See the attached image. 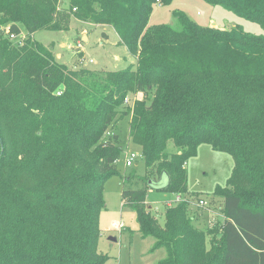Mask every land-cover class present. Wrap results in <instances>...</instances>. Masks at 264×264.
<instances>
[{"label":"trees","instance_id":"1","mask_svg":"<svg viewBox=\"0 0 264 264\" xmlns=\"http://www.w3.org/2000/svg\"><path fill=\"white\" fill-rule=\"evenodd\" d=\"M62 1L0 0V27L31 36L73 15L112 26L136 62L72 69L37 40L19 45L0 29V264L106 263L100 215L123 152L112 130L125 116L145 168L123 176V205L155 239L151 251L165 248L157 264H264V34L202 26L179 11L177 26L148 25L155 6L173 0ZM205 1L264 28V0ZM204 143L234 159L215 189L223 219L212 250L188 215L187 163ZM163 175L158 190L185 199L166 201L160 223L147 196Z\"/></svg>","mask_w":264,"mask_h":264},{"label":"rangeland","instance_id":"2","mask_svg":"<svg viewBox=\"0 0 264 264\" xmlns=\"http://www.w3.org/2000/svg\"><path fill=\"white\" fill-rule=\"evenodd\" d=\"M68 4L69 0L66 3L62 1V8H68ZM59 10L58 6L56 12ZM178 11L185 13L202 26L215 25L222 28L240 26L249 33L264 34V28L259 23L241 17L222 5H214L205 0H173L168 5L157 4L148 25L177 26L174 14ZM8 27V24H2L4 35L5 32L7 34ZM22 31L26 34L25 42L27 38L37 40L53 52L58 62L72 69L87 68L101 72L121 69L136 62V57L120 44L118 34L110 25H96L72 15L67 27L57 31L41 29L31 36L25 30ZM104 33H107L108 38L104 37ZM84 35L88 36V40H83ZM79 43L82 44L81 47ZM138 98H142L141 93ZM133 101L134 99L130 97L126 103L133 104ZM129 121V116L123 117L112 130L120 134L123 152L116 162L119 174L111 176L105 183L106 205L100 215L99 250L109 256L105 264H157L166 256L165 248L151 251L155 239L142 237L136 212L124 206L122 200L123 176L132 171L142 173L145 168L142 157H139L132 166L125 164L128 151L142 153L141 147L129 139ZM167 151L170 153L176 151L172 141H169ZM233 167L234 159L229 153L214 149L206 143L200 145L197 154L187 163L188 195L191 200L188 215L193 216V224L203 230L209 250L213 249L212 244H220L216 240L219 239V235L214 224L223 219L221 213L223 198L215 194V189L219 185L226 186ZM165 178L166 175L162 176L161 180ZM167 196L173 194L165 193L154 186L148 192L147 200L152 213L160 223L164 222ZM199 199L206 200L208 205L199 206Z\"/></svg>","mask_w":264,"mask_h":264},{"label":"built area","instance_id":"3","mask_svg":"<svg viewBox=\"0 0 264 264\" xmlns=\"http://www.w3.org/2000/svg\"><path fill=\"white\" fill-rule=\"evenodd\" d=\"M7 33L9 35V38L12 39V40H15L16 42H18L19 45H23L24 42H25V38H26V34H23V31L20 32V33H9L8 32V28H7ZM82 44L79 43V47H81ZM127 101H129V98L127 99ZM139 157H142V153L138 154L136 153L135 151H128L126 153V160H125V164L127 166H132L134 165L137 160L139 159ZM185 198L183 195L181 194H174V197L170 200H167V205L168 206H172V205H175L181 201H183ZM198 205L199 206H203V207H206L208 205V202L204 199H199L198 201Z\"/></svg>","mask_w":264,"mask_h":264},{"label":"water","instance_id":"4","mask_svg":"<svg viewBox=\"0 0 264 264\" xmlns=\"http://www.w3.org/2000/svg\"><path fill=\"white\" fill-rule=\"evenodd\" d=\"M0 29H1V27H0ZM83 40H88V36H87V35H84V36H83ZM163 176H165V175H163ZM166 179H168L167 176H166V178H165L164 180H161L160 182H156V183L154 182L152 185H153L156 189H158V188H160V187H163V186H165L166 183H167V182H165Z\"/></svg>","mask_w":264,"mask_h":264},{"label":"crops","instance_id":"5","mask_svg":"<svg viewBox=\"0 0 264 264\" xmlns=\"http://www.w3.org/2000/svg\"><path fill=\"white\" fill-rule=\"evenodd\" d=\"M159 4V3H158ZM161 179H162V177H161ZM167 180L168 179H166L165 180V182H167ZM174 197V194H173V196H167L166 198H165V202L167 201V200H170V199H172ZM122 226V225H121ZM120 228V227H119ZM140 233V232H139Z\"/></svg>","mask_w":264,"mask_h":264}]
</instances>
